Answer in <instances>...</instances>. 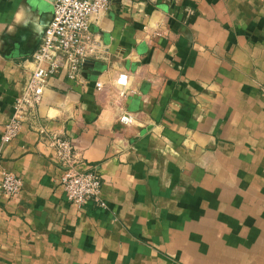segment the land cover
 <instances>
[{
  "label": "crops",
  "instance_id": "1",
  "mask_svg": "<svg viewBox=\"0 0 264 264\" xmlns=\"http://www.w3.org/2000/svg\"><path fill=\"white\" fill-rule=\"evenodd\" d=\"M54 2L0 0V264H264V0H111L3 143ZM52 132L106 208L67 199Z\"/></svg>",
  "mask_w": 264,
  "mask_h": 264
},
{
  "label": "built area",
  "instance_id": "2",
  "mask_svg": "<svg viewBox=\"0 0 264 264\" xmlns=\"http://www.w3.org/2000/svg\"><path fill=\"white\" fill-rule=\"evenodd\" d=\"M111 0H55L52 18L45 27L40 43L26 61L31 65L23 91L15 103V112L6 125L3 143H9L18 133L21 123L40 105L45 88L52 76L65 71L71 80H80L85 62L93 54V39L88 34L89 19L109 8ZM127 74H120L117 82L125 86ZM101 84L97 83V87ZM118 121L124 125L133 122V115L119 109ZM47 147L52 151L56 164L63 169L59 177L67 199L81 207L86 202L106 208L101 199V177L95 172H78L70 169L73 146L60 134H42ZM22 180L11 173L3 175L1 191L10 197L17 196L22 189Z\"/></svg>",
  "mask_w": 264,
  "mask_h": 264
},
{
  "label": "water",
  "instance_id": "3",
  "mask_svg": "<svg viewBox=\"0 0 264 264\" xmlns=\"http://www.w3.org/2000/svg\"><path fill=\"white\" fill-rule=\"evenodd\" d=\"M86 65L89 66V67H92L93 66V64H92V62L90 60H88V61L85 62V66Z\"/></svg>",
  "mask_w": 264,
  "mask_h": 264
}]
</instances>
